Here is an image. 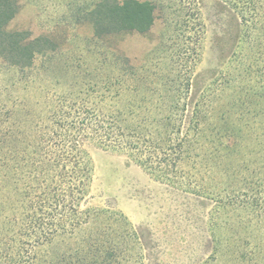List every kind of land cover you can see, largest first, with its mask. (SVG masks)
<instances>
[{"label":"rangeland","instance_id":"obj_1","mask_svg":"<svg viewBox=\"0 0 264 264\" xmlns=\"http://www.w3.org/2000/svg\"><path fill=\"white\" fill-rule=\"evenodd\" d=\"M16 1L9 30L52 44L29 69L0 60V225L30 211L39 196L33 165L21 162V151L34 148V127L66 125L62 112L74 111L75 98L95 95L102 111L119 110L110 107L119 101L141 117L136 127L152 131L168 117L181 127L197 104L200 127L214 137L213 127L239 130L237 137H220L225 146L246 148L234 159L262 157L264 11L256 10L248 29L225 0H160L163 10L147 34L98 39L80 18L97 0ZM143 118L150 119L146 126ZM87 149L94 169L76 213L82 224L74 233L57 232L34 252V264H264V225L246 224L243 195L210 162L190 180L170 183L128 153ZM54 216L59 225L60 212Z\"/></svg>","mask_w":264,"mask_h":264},{"label":"trees","instance_id":"obj_2","mask_svg":"<svg viewBox=\"0 0 264 264\" xmlns=\"http://www.w3.org/2000/svg\"><path fill=\"white\" fill-rule=\"evenodd\" d=\"M225 1L238 13L241 28L249 29L250 21L255 24L256 10L264 11V1ZM84 10L80 18L91 25L94 37L103 39L147 34L163 6L160 0H97L91 9ZM18 12L16 0H0V60L8 67L25 70L32 67L38 56L49 54L52 41L48 37L31 39L28 32L9 30ZM99 104L95 95L89 99L75 98L73 112L70 108L63 111L64 105L59 106L66 125L34 127V142L31 143L34 148L31 152L28 148L21 151L25 157L21 162L30 160L33 165L34 194L39 196L34 195L30 211L15 215L12 220L7 218L0 225V264H34L37 258L34 252L46 249L57 232L60 236L74 233L81 226L82 221L76 213L93 177V163L87 149L91 144L104 150L128 153L156 179L170 183L179 177L190 180L208 161L237 186L236 196L243 195L246 224L251 226L260 219L264 225V144L261 158L259 153L255 162L252 159L240 162L232 154H242L246 148L239 144L242 151H238L237 144L231 148L220 141L226 134L237 137L239 130L213 127V132L218 134L214 137L204 130L206 127H200L201 111L197 104L191 113L188 107L189 115H185L181 127H174L176 119L172 117L161 118V127H155L157 131H152L153 127H136L134 122L141 117L123 109L125 105L119 101L110 104L119 110L102 111ZM149 122V118H143L142 126ZM19 137L21 141V132ZM199 147L202 153L197 151ZM241 170L243 177L238 176ZM37 198L40 199L39 209H36ZM57 211L62 219L54 226ZM38 212L47 216L51 223L39 218Z\"/></svg>","mask_w":264,"mask_h":264}]
</instances>
